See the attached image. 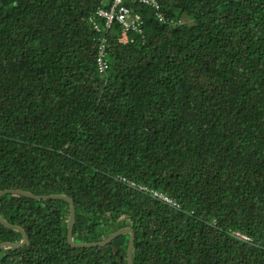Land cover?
I'll use <instances>...</instances> for the list:
<instances>
[{"label":"trees","instance_id":"trees-1","mask_svg":"<svg viewBox=\"0 0 264 264\" xmlns=\"http://www.w3.org/2000/svg\"><path fill=\"white\" fill-rule=\"evenodd\" d=\"M157 1L166 22L127 3L142 31L113 22L100 73L89 17L112 0H0V190L71 198L74 242L130 227L132 264H264V0ZM68 215L1 195L27 241L0 264H127L128 232L73 247Z\"/></svg>","mask_w":264,"mask_h":264},{"label":"built area","instance_id":"built-area-1","mask_svg":"<svg viewBox=\"0 0 264 264\" xmlns=\"http://www.w3.org/2000/svg\"><path fill=\"white\" fill-rule=\"evenodd\" d=\"M127 3H138L150 7L153 11L155 18L158 21L166 22L164 13L160 9V4L157 0H112L111 4L107 8H97L89 17V22L91 23L93 29L97 32L95 37L96 41V56L95 64L97 71L100 73L105 72L108 69V62L106 60V31L111 28L113 22H118L121 25V32L118 36V41L121 43H127L130 39L128 36L129 30H134L137 32L142 31L143 19L141 14L134 11ZM128 185L135 187L139 190H147L143 185L134 183L133 181H127ZM151 195L154 197L165 200L172 205H177L174 201L170 200L162 193L149 190ZM242 237L248 239V237L241 235Z\"/></svg>","mask_w":264,"mask_h":264},{"label":"water","instance_id":"water-1","mask_svg":"<svg viewBox=\"0 0 264 264\" xmlns=\"http://www.w3.org/2000/svg\"><path fill=\"white\" fill-rule=\"evenodd\" d=\"M5 193L22 194V195H25V196H28V197H31L34 199H55L56 198V199L66 200L69 203V215H68V220H67L66 238H67L68 243L73 247L104 245V244L108 243L111 239L115 238L116 236H118L122 233L128 232L130 236H129V241H128V245H127V264H132L131 252H132V247H133V242H134V233L130 227L120 228V229L116 230L115 232L111 233L108 237H106L105 239H103L101 241H97V242H74L72 240V228H73L74 217H75V208H74L73 200L71 198H69L68 196L63 195V194L37 195V194H32V193L25 191V190H17V189L0 190V196L5 194ZM0 223H2L3 225L9 226V227L16 228L22 234L21 242L12 243V242L3 241V242H0V247H19V246H23L26 243L27 235L21 227L16 226V225H12L11 223L7 222L6 220H4L1 217H0Z\"/></svg>","mask_w":264,"mask_h":264}]
</instances>
